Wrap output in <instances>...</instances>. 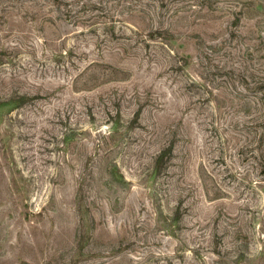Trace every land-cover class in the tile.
<instances>
[{"label":"rangeland","instance_id":"obj_1","mask_svg":"<svg viewBox=\"0 0 264 264\" xmlns=\"http://www.w3.org/2000/svg\"><path fill=\"white\" fill-rule=\"evenodd\" d=\"M0 264H264V0H0Z\"/></svg>","mask_w":264,"mask_h":264}]
</instances>
